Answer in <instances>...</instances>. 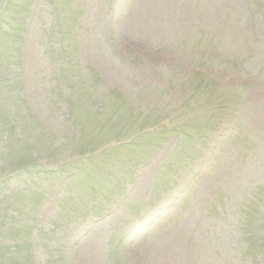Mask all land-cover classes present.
<instances>
[{"label": "rangeland", "instance_id": "1", "mask_svg": "<svg viewBox=\"0 0 264 264\" xmlns=\"http://www.w3.org/2000/svg\"><path fill=\"white\" fill-rule=\"evenodd\" d=\"M17 2L0 264H264V0Z\"/></svg>", "mask_w": 264, "mask_h": 264}, {"label": "trees", "instance_id": "2", "mask_svg": "<svg viewBox=\"0 0 264 264\" xmlns=\"http://www.w3.org/2000/svg\"><path fill=\"white\" fill-rule=\"evenodd\" d=\"M8 5L11 6V0H8Z\"/></svg>", "mask_w": 264, "mask_h": 264}]
</instances>
